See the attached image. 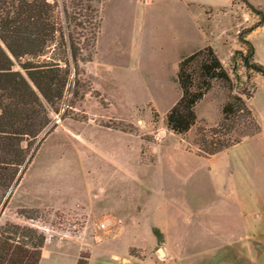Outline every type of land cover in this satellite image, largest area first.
I'll list each match as a JSON object with an SVG mask.
<instances>
[{
  "label": "rangeland",
  "instance_id": "374dc122",
  "mask_svg": "<svg viewBox=\"0 0 264 264\" xmlns=\"http://www.w3.org/2000/svg\"><path fill=\"white\" fill-rule=\"evenodd\" d=\"M104 1L66 0L69 16L74 22H84V29L72 24L74 33L86 34L79 73L72 72L59 111L50 110L56 125L40 136L20 183L0 211V231L19 224L45 236L39 264H86L91 256L94 264H127L131 255L144 257L143 251L151 248L128 247L119 238L131 234L119 228L121 218L129 216L114 213L107 198L128 189L129 179L119 178H129L132 164L141 174H156L163 146L169 141L205 155V149L220 141L230 147L233 139H241L251 147V175L264 177V75L254 69L258 62L246 43L250 28L259 23L257 12L243 0H235L232 52L223 57L236 89L253 93L248 106L260 129L255 130L243 113L219 125L231 91L217 83L196 105L195 124L186 133H176L167 126V114L181 97L178 68L164 69L153 56H118V65L129 63V69L121 65L118 71H106L102 67L105 60L97 54V41L90 37L95 10L100 11ZM118 134L131 138L129 146L118 145ZM256 204L264 209V198ZM239 237H243L242 231ZM250 239L251 246H243L241 241L219 246L218 263L258 264L257 230ZM185 257L190 259L177 255L166 262L183 264ZM194 260L206 263L201 256Z\"/></svg>",
  "mask_w": 264,
  "mask_h": 264
},
{
  "label": "crops",
  "instance_id": "0c3cea01",
  "mask_svg": "<svg viewBox=\"0 0 264 264\" xmlns=\"http://www.w3.org/2000/svg\"><path fill=\"white\" fill-rule=\"evenodd\" d=\"M243 1L260 19L249 30L248 43L254 60L264 65V0ZM234 2L105 0L96 44L97 54L105 60L102 67L129 69V63L118 65V56H153L162 68L175 70L182 56L205 47H212L224 65L223 56L232 52ZM127 141L132 140L118 134V145L129 146ZM251 156V147L244 142L202 155L169 141L156 174H141L132 164L129 178H119L129 179L128 189L107 198L114 213L129 216L119 223L121 230L131 232L119 237L124 245L151 248L143 251L144 257L131 255L127 264H168L177 255H189L183 264H201L194 260L199 256L206 261L203 264H219V246L239 245L236 241L251 246L250 234L256 230L258 264H264V209L256 207L264 198V177L251 175ZM155 247H162L165 254L153 252ZM93 259L88 264H94Z\"/></svg>",
  "mask_w": 264,
  "mask_h": 264
},
{
  "label": "trees",
  "instance_id": "16d2710c",
  "mask_svg": "<svg viewBox=\"0 0 264 264\" xmlns=\"http://www.w3.org/2000/svg\"><path fill=\"white\" fill-rule=\"evenodd\" d=\"M95 15L90 39L96 42L102 17L99 10ZM74 20L66 0H0V211L20 183L33 147L36 150L41 142L40 136L56 125L50 110L59 111L72 72L79 73L86 34L72 31L73 23L84 29L83 21ZM253 67L264 75V65L255 63ZM176 81L181 97L167 114V126L174 132L186 133L195 124L196 105L217 83L231 91L219 125L243 113L255 130L260 129L248 106L253 93L247 88L236 89L212 47L182 56ZM240 141L235 138L232 144ZM227 147L228 143L220 141L205 149L204 154ZM22 238L31 240L25 242ZM44 240V235L19 224L2 228L0 264H39Z\"/></svg>",
  "mask_w": 264,
  "mask_h": 264
},
{
  "label": "built area",
  "instance_id": "2783aa9c",
  "mask_svg": "<svg viewBox=\"0 0 264 264\" xmlns=\"http://www.w3.org/2000/svg\"><path fill=\"white\" fill-rule=\"evenodd\" d=\"M141 2H143V3H146V2H149L150 0H140ZM161 134V133H160ZM101 227H105V224L104 223H102L101 224Z\"/></svg>",
  "mask_w": 264,
  "mask_h": 264
},
{
  "label": "water",
  "instance_id": "95a60500",
  "mask_svg": "<svg viewBox=\"0 0 264 264\" xmlns=\"http://www.w3.org/2000/svg\"><path fill=\"white\" fill-rule=\"evenodd\" d=\"M163 248L162 247H160L159 249H158V252L162 255L163 254Z\"/></svg>",
  "mask_w": 264,
  "mask_h": 264
},
{
  "label": "bare ground",
  "instance_id": "6f19581e",
  "mask_svg": "<svg viewBox=\"0 0 264 264\" xmlns=\"http://www.w3.org/2000/svg\"><path fill=\"white\" fill-rule=\"evenodd\" d=\"M165 254V252L163 251V254L162 255H164Z\"/></svg>",
  "mask_w": 264,
  "mask_h": 264
}]
</instances>
